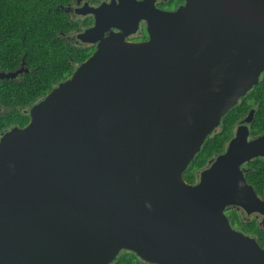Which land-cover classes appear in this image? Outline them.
Here are the masks:
<instances>
[{
  "label": "water",
  "instance_id": "obj_1",
  "mask_svg": "<svg viewBox=\"0 0 264 264\" xmlns=\"http://www.w3.org/2000/svg\"><path fill=\"white\" fill-rule=\"evenodd\" d=\"M147 30L103 39L0 137V264H264L223 213L245 185L235 141L183 176L264 70V0H185Z\"/></svg>",
  "mask_w": 264,
  "mask_h": 264
},
{
  "label": "flooded vegetation",
  "instance_id": "obj_2",
  "mask_svg": "<svg viewBox=\"0 0 264 264\" xmlns=\"http://www.w3.org/2000/svg\"><path fill=\"white\" fill-rule=\"evenodd\" d=\"M184 1L49 0L58 9L59 17L65 21L66 30L60 32L65 43L77 53H86V58L97 49L103 39L110 36L121 37L129 43L144 42L149 37L148 19L156 12L175 10ZM98 21H101V24L95 27ZM85 31L89 33L83 40L79 34ZM89 39L97 40L92 42L88 41ZM82 61H73V64L78 65ZM6 67L8 65H0V72H13L17 69L20 71L13 76H2L0 84H18L23 81L25 73L31 71L30 67L21 63L13 68ZM263 75L264 70L260 73L258 82ZM255 85L238 99L232 107L234 111L227 115L228 117L224 115L219 125L207 136L206 142L214 139L215 146L219 147L207 158L201 169L209 167L212 161L226 152L230 143L235 141L232 147L236 154L244 159L239 164L240 175L237 178H242L245 185H239V192L242 194L240 201L226 205L223 213L232 229L255 239L264 248V91L255 92ZM40 98L42 96L36 101ZM33 103L9 105L0 102V137L12 127L27 124ZM17 113L21 119L27 121L18 122ZM198 177L195 172L193 181L189 183L197 182ZM109 264L158 263L144 260L132 251L124 249Z\"/></svg>",
  "mask_w": 264,
  "mask_h": 264
},
{
  "label": "trees",
  "instance_id": "obj_3",
  "mask_svg": "<svg viewBox=\"0 0 264 264\" xmlns=\"http://www.w3.org/2000/svg\"><path fill=\"white\" fill-rule=\"evenodd\" d=\"M65 30V21L49 0H0V65L13 68L23 59L31 68L22 82L0 84V102L9 105L33 103L74 71L73 61L86 58V53H77L65 43L60 35ZM253 90L264 91V75ZM233 111L234 108L230 109L225 117ZM16 120L27 121L18 113ZM215 142L209 139L195 154L183 173L187 182L193 181L195 172L218 149Z\"/></svg>",
  "mask_w": 264,
  "mask_h": 264
},
{
  "label": "rangeland",
  "instance_id": "obj_4",
  "mask_svg": "<svg viewBox=\"0 0 264 264\" xmlns=\"http://www.w3.org/2000/svg\"><path fill=\"white\" fill-rule=\"evenodd\" d=\"M197 172V176H198V172H199V170L198 171H196Z\"/></svg>",
  "mask_w": 264,
  "mask_h": 264
}]
</instances>
